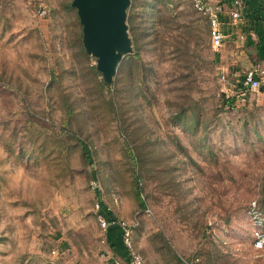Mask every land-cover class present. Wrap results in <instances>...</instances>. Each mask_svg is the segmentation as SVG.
<instances>
[{"label": "rangeland", "instance_id": "1", "mask_svg": "<svg viewBox=\"0 0 264 264\" xmlns=\"http://www.w3.org/2000/svg\"><path fill=\"white\" fill-rule=\"evenodd\" d=\"M35 1L0 0V264L126 262L97 200L150 264H264V93L237 95L190 0H130L110 84L71 0Z\"/></svg>", "mask_w": 264, "mask_h": 264}, {"label": "built area", "instance_id": "2", "mask_svg": "<svg viewBox=\"0 0 264 264\" xmlns=\"http://www.w3.org/2000/svg\"><path fill=\"white\" fill-rule=\"evenodd\" d=\"M193 9L206 16L209 27V38L212 47L219 48L227 33L222 27L221 14L226 11L225 5L220 0H190ZM239 0H232V6L229 9V13L233 19H237L240 16L239 10ZM34 11L38 17H45L48 13V8L40 0L34 2ZM221 77L224 79L225 74L223 73ZM235 87L238 88L237 95H244L248 90L260 89L264 93V62L255 63L245 68L235 82ZM234 96V95H232ZM235 97V96H234ZM90 185L93 189L97 190L99 188V182L96 179L90 180ZM251 206V210L255 211V224L253 227V244L256 247H262L264 245V220L262 216L259 215L260 212L255 210ZM96 217L100 229L107 234L110 226H117L119 228L120 237L122 244L125 249L127 256V264H150L137 250L135 242L133 240V230L134 227L129 221L118 218L112 211L101 201L97 200L95 203ZM50 252L53 256H57L59 249L56 247L51 248ZM197 259V258H196ZM184 264H191L192 260L182 259ZM113 264H123L120 259H114Z\"/></svg>", "mask_w": 264, "mask_h": 264}, {"label": "water", "instance_id": "3", "mask_svg": "<svg viewBox=\"0 0 264 264\" xmlns=\"http://www.w3.org/2000/svg\"><path fill=\"white\" fill-rule=\"evenodd\" d=\"M130 0H71L82 26V44L110 84L122 56L132 51L127 8Z\"/></svg>", "mask_w": 264, "mask_h": 264}, {"label": "crops", "instance_id": "4", "mask_svg": "<svg viewBox=\"0 0 264 264\" xmlns=\"http://www.w3.org/2000/svg\"><path fill=\"white\" fill-rule=\"evenodd\" d=\"M224 3L226 11L221 14L222 27L227 33L223 44L232 56L229 64L232 70L241 69V72L255 63L264 62V0H239L240 16L233 19L228 12L232 0H220ZM219 47V48H220ZM239 75V71H233ZM238 78V77H237ZM236 78V79H237ZM107 240L118 242L119 249L124 250L119 228L112 226L108 229ZM123 264H127L123 262Z\"/></svg>", "mask_w": 264, "mask_h": 264}, {"label": "trees", "instance_id": "5", "mask_svg": "<svg viewBox=\"0 0 264 264\" xmlns=\"http://www.w3.org/2000/svg\"><path fill=\"white\" fill-rule=\"evenodd\" d=\"M201 16L207 21V18H206L205 15L201 14ZM207 24H208V21H207ZM234 100H235V97H234V96H228V97H226V98L223 99V103H224L225 105H233ZM85 150H87V149H85ZM137 196H138L140 202L143 204V201H141V197H140V195H139V191H137ZM113 226H114V225H113ZM110 227H112V226H110ZM125 257H126V262H127V256H126V253H125Z\"/></svg>", "mask_w": 264, "mask_h": 264}]
</instances>
